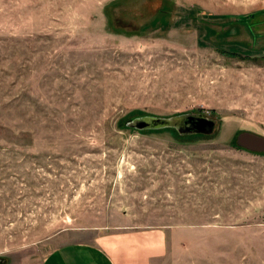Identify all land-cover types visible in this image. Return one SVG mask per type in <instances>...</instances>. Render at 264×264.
Instances as JSON below:
<instances>
[{
  "label": "rangeland",
  "instance_id": "rangeland-1",
  "mask_svg": "<svg viewBox=\"0 0 264 264\" xmlns=\"http://www.w3.org/2000/svg\"><path fill=\"white\" fill-rule=\"evenodd\" d=\"M189 114L215 132L124 125ZM246 131L264 137V0H0V264L136 228L168 232L153 264H264Z\"/></svg>",
  "mask_w": 264,
  "mask_h": 264
},
{
  "label": "crops",
  "instance_id": "crops-1",
  "mask_svg": "<svg viewBox=\"0 0 264 264\" xmlns=\"http://www.w3.org/2000/svg\"><path fill=\"white\" fill-rule=\"evenodd\" d=\"M167 234L153 228L99 233L90 242L60 245L46 264H153L168 253Z\"/></svg>",
  "mask_w": 264,
  "mask_h": 264
},
{
  "label": "water",
  "instance_id": "water-1",
  "mask_svg": "<svg viewBox=\"0 0 264 264\" xmlns=\"http://www.w3.org/2000/svg\"><path fill=\"white\" fill-rule=\"evenodd\" d=\"M126 126L133 129L144 131L147 129H161L164 127H176L177 131L181 135L189 134H200V135H211L215 132L217 123L204 115H193L181 117L179 120L165 119V118H156L151 116H146L142 118H135L129 121ZM239 143L245 145L250 142L258 146L259 151L264 150V138L256 135L249 136H239ZM256 150L255 148H253Z\"/></svg>",
  "mask_w": 264,
  "mask_h": 264
},
{
  "label": "flooded vegetation",
  "instance_id": "flooded-vegetation-1",
  "mask_svg": "<svg viewBox=\"0 0 264 264\" xmlns=\"http://www.w3.org/2000/svg\"><path fill=\"white\" fill-rule=\"evenodd\" d=\"M249 136V135H256V134H254V133H251V132H248V131H246V132H241V133H239L238 135H237V139H236V142H237V145H239L242 149H244L245 151H249V152H253V153H258V154H261V152H264V150H261V151H259V148H258V146H256V145H254V144H252V143H250V142H248V143H246L244 146L243 145H241L240 143H239V140H240V137L239 136ZM256 136H258V135H256ZM260 137V136H259ZM261 137H263V136H261ZM264 138V137H263ZM253 148H255L256 150H254Z\"/></svg>",
  "mask_w": 264,
  "mask_h": 264
},
{
  "label": "trees",
  "instance_id": "trees-1",
  "mask_svg": "<svg viewBox=\"0 0 264 264\" xmlns=\"http://www.w3.org/2000/svg\"><path fill=\"white\" fill-rule=\"evenodd\" d=\"M153 17H156V15L155 16H153ZM156 20V19H155ZM154 20V21H155ZM133 119V118H132ZM129 121H131V120H129ZM129 121H127L124 125L126 126V124L129 122ZM127 128H129L128 126H126ZM129 129H131V128H129ZM177 133H178V135L180 136V137H185V136H192V135H194V136H197V135H195V134H189V135H181V134H179V132L177 131Z\"/></svg>",
  "mask_w": 264,
  "mask_h": 264
}]
</instances>
